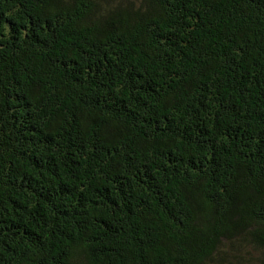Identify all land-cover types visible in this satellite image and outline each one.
I'll return each mask as SVG.
<instances>
[{"label": "trees", "instance_id": "obj_1", "mask_svg": "<svg viewBox=\"0 0 264 264\" xmlns=\"http://www.w3.org/2000/svg\"><path fill=\"white\" fill-rule=\"evenodd\" d=\"M0 264H264V0H0Z\"/></svg>", "mask_w": 264, "mask_h": 264}]
</instances>
